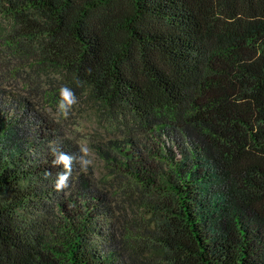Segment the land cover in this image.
<instances>
[{"label":"trees","instance_id":"1","mask_svg":"<svg viewBox=\"0 0 264 264\" xmlns=\"http://www.w3.org/2000/svg\"><path fill=\"white\" fill-rule=\"evenodd\" d=\"M0 14L74 92L135 117L146 138L97 152L172 198L173 264H264V0H0ZM4 93L0 264H131L91 175L74 166L71 188L53 187L51 148L79 145Z\"/></svg>","mask_w":264,"mask_h":264},{"label":"rangeland","instance_id":"2","mask_svg":"<svg viewBox=\"0 0 264 264\" xmlns=\"http://www.w3.org/2000/svg\"><path fill=\"white\" fill-rule=\"evenodd\" d=\"M17 30L19 26L12 17L0 14V85L4 94L14 96V100L25 97L33 103L37 115L49 116L79 147L89 149L93 164L85 173L93 177L112 205L110 233L116 241L110 246L120 257L131 264H173L175 255L165 243L170 226L163 210L164 204L173 203L172 198L117 171L97 152L98 144L108 146L110 141L132 132L140 139L146 138L135 124V117L128 112L122 117L90 90H75L78 103L68 119L61 117L57 112L59 90L69 87L64 72L33 59V48L16 35ZM163 139L168 141L167 137Z\"/></svg>","mask_w":264,"mask_h":264},{"label":"clouds","instance_id":"3","mask_svg":"<svg viewBox=\"0 0 264 264\" xmlns=\"http://www.w3.org/2000/svg\"><path fill=\"white\" fill-rule=\"evenodd\" d=\"M91 69H88L90 72ZM82 82L77 81V86H81ZM78 103V98L72 88L62 87L59 90V100L57 103V112L64 119H68L72 109ZM51 153L53 155L52 164L54 167H59L60 172L56 174L53 182V187L56 192L61 193L71 188V178L73 175L74 166L81 171H87L92 166L93 161L89 158V149L87 147H80L78 152L69 154L59 148L52 147ZM46 178L51 176V173H46Z\"/></svg>","mask_w":264,"mask_h":264}]
</instances>
